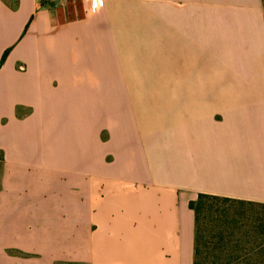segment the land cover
<instances>
[{"label": "crops", "instance_id": "0c3cea01", "mask_svg": "<svg viewBox=\"0 0 264 264\" xmlns=\"http://www.w3.org/2000/svg\"><path fill=\"white\" fill-rule=\"evenodd\" d=\"M60 1L0 0V264H193L264 205L261 0Z\"/></svg>", "mask_w": 264, "mask_h": 264}, {"label": "trees", "instance_id": "16d2710c", "mask_svg": "<svg viewBox=\"0 0 264 264\" xmlns=\"http://www.w3.org/2000/svg\"><path fill=\"white\" fill-rule=\"evenodd\" d=\"M3 157L0 152V163ZM252 207H258L259 213H254ZM188 208L194 214V259L193 264H199V244L202 232H212L214 238L220 242L230 241L231 230L249 227L251 232L258 234L263 239L264 246V205L250 201L231 198L216 197L207 194H198L188 203Z\"/></svg>", "mask_w": 264, "mask_h": 264}, {"label": "rangeland", "instance_id": "374dc122", "mask_svg": "<svg viewBox=\"0 0 264 264\" xmlns=\"http://www.w3.org/2000/svg\"><path fill=\"white\" fill-rule=\"evenodd\" d=\"M264 14V0H261ZM1 171V163H0ZM256 214L260 212L258 207H252ZM231 230L230 241H219L214 238L212 232H202L199 244V264H264V246L260 235L251 232L249 227Z\"/></svg>", "mask_w": 264, "mask_h": 264}, {"label": "built area", "instance_id": "2783aa9c", "mask_svg": "<svg viewBox=\"0 0 264 264\" xmlns=\"http://www.w3.org/2000/svg\"><path fill=\"white\" fill-rule=\"evenodd\" d=\"M51 1H56V2H59L61 4V1L60 0H51Z\"/></svg>", "mask_w": 264, "mask_h": 264}]
</instances>
